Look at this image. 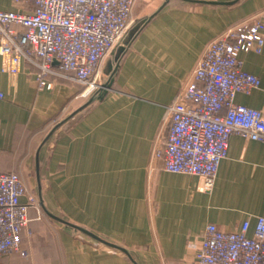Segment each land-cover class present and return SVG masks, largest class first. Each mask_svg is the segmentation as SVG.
<instances>
[{"label":"crops","instance_id":"0c3cea01","mask_svg":"<svg viewBox=\"0 0 264 264\" xmlns=\"http://www.w3.org/2000/svg\"><path fill=\"white\" fill-rule=\"evenodd\" d=\"M164 1L139 0L133 20L150 15ZM0 10L24 8L0 0ZM263 10L264 0H242L231 7L170 0L133 42L109 95L42 148L47 207L130 249L141 264H196L211 223L233 231L250 220L253 235L256 217H264V143L232 135L212 193L202 192L199 176L165 171L163 154L154 151L167 139L169 106L207 46ZM241 58L245 69L260 77L261 87L238 94L236 103L264 113V49ZM2 66L0 56V173L23 175L31 168L34 173L41 143L56 123L84 104L85 87L58 62L45 78L49 89L40 88L36 65L24 63L16 76ZM61 232L71 238L61 245L63 254L27 259L26 249V259L13 254L0 257V264H132L105 246Z\"/></svg>","mask_w":264,"mask_h":264},{"label":"built area","instance_id":"2783aa9c","mask_svg":"<svg viewBox=\"0 0 264 264\" xmlns=\"http://www.w3.org/2000/svg\"><path fill=\"white\" fill-rule=\"evenodd\" d=\"M22 11L0 10L2 70L16 76L24 63L39 67L40 88H51L46 76L53 65L71 73L86 87L98 82L103 62L133 22L139 0H12ZM264 49V11L213 40L190 79L168 108L169 133L162 149L164 169L204 179L202 192L212 193L230 138L264 143V113L236 103L250 95L261 79L245 69L242 53ZM4 94L0 92V99ZM25 199V201H24ZM39 211L36 195L17 172L0 173V257L20 253L30 210ZM233 231L207 225L196 264H264V217Z\"/></svg>","mask_w":264,"mask_h":264},{"label":"water","instance_id":"95a60500","mask_svg":"<svg viewBox=\"0 0 264 264\" xmlns=\"http://www.w3.org/2000/svg\"><path fill=\"white\" fill-rule=\"evenodd\" d=\"M190 3L196 4H205V5H214V6H222V7H231L242 0H183ZM170 2V0H165L164 3L153 13L150 15L137 18L133 20L128 29L122 34L118 42L111 49L107 57L105 58L100 75L99 82L96 88L91 91L86 96V101L77 109L73 110L69 113L64 119L60 122L56 123L49 133L46 135L45 139L41 143L36 157H35V193L39 203L40 208L44 212V214L55 224L59 226V228L69 234L70 236L82 240L84 242H91L94 245H102L113 251H116L122 255H124L132 264H141L136 254L128 248L119 246L109 240H106L99 236L98 234L90 231L89 229L72 223L65 219L62 216H59L52 212L46 205L44 195H43V183L41 177V168H40V155L41 150L44 145L55 135L57 134L65 125L73 121L80 114L85 112L87 109L92 107L94 104L104 100L109 93L114 88V83L119 72L122 61L124 60L127 52L130 50L133 42L141 33V31L145 28V26L155 18Z\"/></svg>","mask_w":264,"mask_h":264},{"label":"rangeland","instance_id":"374dc122","mask_svg":"<svg viewBox=\"0 0 264 264\" xmlns=\"http://www.w3.org/2000/svg\"><path fill=\"white\" fill-rule=\"evenodd\" d=\"M264 11V10H263ZM261 11V12H263ZM260 12V13H261ZM259 14V13H258ZM257 15V14H256ZM255 16V15H254ZM252 18V17H251ZM250 19V18H249ZM86 90V87H85ZM84 90V95L87 96ZM29 193H35L34 173L33 169L29 170V174H20ZM38 201V200H37ZM39 204V203H38ZM71 240L70 237L61 232L59 226L52 222L42 211L39 206V211L33 209L28 228L24 231L22 238V249L18 255L20 259H26L25 250L32 256H56L63 254L65 248L62 250L61 245L66 241ZM67 243V242H66ZM63 251V253H62Z\"/></svg>","mask_w":264,"mask_h":264}]
</instances>
